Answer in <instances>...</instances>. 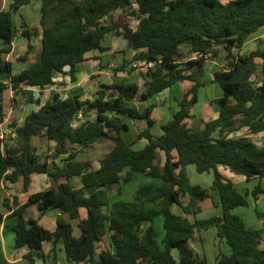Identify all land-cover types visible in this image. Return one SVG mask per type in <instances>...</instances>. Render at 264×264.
<instances>
[{"label": "trees", "instance_id": "obj_1", "mask_svg": "<svg viewBox=\"0 0 264 264\" xmlns=\"http://www.w3.org/2000/svg\"><path fill=\"white\" fill-rule=\"evenodd\" d=\"M11 1L7 10H0V38L11 44L17 34L14 14L40 1L42 46L36 61L18 74L10 59L3 58L11 46L0 48V77L8 80H0V123L8 117L6 96L10 88L14 92L24 87L45 89L54 85L55 76L66 68L75 82L79 65L89 52L110 50L103 45L109 34L127 40L135 51L132 62L124 60L115 72L131 66L132 73L139 62L154 63L153 68L138 74L144 81L142 92L134 80L101 84L92 100L83 101L79 95L63 99L55 94L45 104L35 100L38 109L22 123L17 115L11 118L17 136L14 143L6 142L0 150V183L15 184L22 178L28 187L36 174H46L53 182L49 189L31 195L24 205L17 197L3 201L17 219L13 227L15 249H30L24 256L28 264H36L37 258L45 260L44 243L52 244L50 254L55 263L61 245L71 264H177L175 250L180 264H207L204 259L199 261L190 242L196 232L210 228H216L231 249L228 255L217 256L218 264H264L263 231L249 227L234 213L236 208L250 205L249 196L257 201L264 194V143L252 138L264 134V39L260 48L241 54L252 36L264 29V0ZM118 10L136 18L137 29L115 21ZM22 27L29 40L27 54L18 58L24 63L34 50L31 40L39 32L26 23ZM194 54L210 55L212 61L224 56L226 66L225 70L216 69L212 80L223 90L218 100L219 116L198 127L189 126L188 120L193 118L191 109L204 86L199 77L207 61L204 57L193 59ZM186 80L194 81V87L179 102L172 119L162 125V134L155 137L151 131L155 106L140 112L129 103L136 99L148 102ZM80 112L84 121L76 125ZM125 116L147 122L139 134V139L147 140L143 149H134L122 138V132L129 129ZM242 130L247 133L231 136ZM34 138L54 141L51 161L38 155ZM103 141H113L114 146L101 159L99 169L78 159L79 154ZM189 166H195L200 174H214L209 189L191 182ZM222 167L245 176L248 182L257 178L260 183L251 192L241 193L220 172ZM139 174L162 184L141 186L131 200L112 201L107 212L103 194L117 189L116 196H122L124 186ZM75 176L82 177L81 189L70 182ZM88 189L96 191L88 195L84 193ZM213 192L219 195L221 214L200 219L201 203L214 199ZM183 198L189 201L185 203ZM33 204L38 205L41 216L60 210L68 220L59 218L55 230H49L36 219H26L25 212ZM174 207L181 208V213L174 212ZM190 215L194 221L187 217ZM159 217H164L161 240L154 225ZM4 220L0 212V227ZM146 223L148 227L141 234Z\"/></svg>", "mask_w": 264, "mask_h": 264}, {"label": "crops", "instance_id": "obj_2", "mask_svg": "<svg viewBox=\"0 0 264 264\" xmlns=\"http://www.w3.org/2000/svg\"><path fill=\"white\" fill-rule=\"evenodd\" d=\"M223 3H227L230 0H221ZM12 4L11 0H0V10H7L10 5ZM41 9L42 3L40 1L32 2L29 5L23 6L19 9L17 13L14 14V21L15 25L17 26V34L11 44H6L0 38V48H5L7 46H11V52L3 54V58L6 55V60L10 59L13 63V71L15 74L20 73L30 65H25L27 62H19L18 58L21 56H25L28 52V44L29 40L23 35V27L22 24L26 23L29 28L35 29L39 32L37 37L31 40V43L34 44V49L38 51L37 56L41 50V40H42V27H41ZM36 43L39 45L36 46ZM246 46V45H245ZM115 48H111L109 51L101 53L98 50H93L87 54L86 60L80 63L79 65V73L77 75V80L73 82L71 80V76L69 74V68L65 69L64 73H59L54 78V85L48 86L45 89L40 87H24L20 91H39L41 92L38 96H35L31 93L30 97H25V102L27 109H30V112H27L23 118L30 114L32 111L37 110L38 106L33 103L35 100H40L42 104H45L47 101L51 100L55 94H59L61 98L68 99L71 96L79 95L81 96V100H92L97 97V91L101 84H121L126 80L133 81V78L138 75L135 71L130 73L129 71H119L113 73L115 69L114 62H104V57L110 53H113ZM243 49L241 50V54ZM18 53V54H16ZM244 54V53H243ZM16 60H15V56ZM36 56V58H37ZM36 61V60H35ZM34 61V62H35ZM33 62V63H34ZM216 62L217 61H209L205 64L204 73L202 77H199L202 86L198 93V102L195 106L191 109V114L193 115L192 119L188 120V124L191 127H198L201 126L203 122H208L218 118L220 106L218 100L223 96V90L219 84L214 83L213 80V73L216 71ZM23 63L22 65L19 64ZM210 63V65H209ZM16 65H19L16 67ZM138 71V70H137ZM193 71H189L191 73ZM0 80L8 82L6 77L1 76ZM141 80V79H140ZM143 79L139 82L141 87V92L143 91ZM195 82L191 80H186L173 88L167 89L162 93L155 96L148 102H141L139 99H136L129 103L131 107L136 108L140 112H144L148 106L154 105V112L152 114V118L155 119V125L152 127L151 131L155 137H158L162 134V125L169 122L174 113L179 110V102L183 99V97L194 87ZM38 88L40 90H38ZM204 95H202V91L206 90ZM58 92H57V91ZM14 92L11 88L9 89L10 98L12 100L18 101L20 104V99H18V93ZM15 93V96H14ZM17 93V94H16ZM22 109V106H20ZM20 108L17 110L20 111ZM12 111H14L12 109ZM24 113V112H23ZM8 118V117H7ZM91 119L95 120L96 115L92 114ZM125 123L129 126L127 131L122 132V138L129 144L133 145V148L136 150L143 149L146 144L147 140L139 139V134L145 128H147V122L145 120H133L129 116L124 117ZM140 123L139 125L137 123ZM260 135V134H259ZM234 136V133L231 135ZM253 138V137H252ZM50 145L52 150H54L55 143L54 141H50ZM255 142H257L255 140ZM101 143V142H100ZM258 143V142H257ZM98 144V143H96ZM94 144V145H96ZM259 144V143H258ZM93 145V146H94ZM138 145V147H137ZM92 146V147H93ZM137 147V148H136ZM2 146H0V150ZM39 155V153H38ZM162 161H164V156L161 154ZM45 159V158H44ZM87 161L88 159H84ZM51 161V160H50ZM61 158L56 159L57 163H60ZM92 164V168L97 170L100 168V161L98 163H94L92 160H88ZM220 172L226 176L227 178L231 179L237 189L238 183L242 184H257L260 183V180L257 178L252 179L251 181H247L245 176L235 174L230 169H226L224 167L220 168ZM210 174V173H209ZM71 184L76 189H81L82 184V177L75 176L71 179ZM263 183L262 188L264 189V180L261 181ZM53 185L51 178H49L46 174H36L31 178V182L28 187H25L24 180L21 178L18 183H10V182H1L0 183V212L5 215V220L3 225L0 227V264H28V261L24 258L25 254L30 252L28 247L21 248L19 250L15 249V233L13 231V227L17 223V219L11 216L12 210L10 211L3 205L4 198H9L11 201L15 197L19 199L21 205H24L29 197L33 194L45 191L49 189ZM246 186V185H245ZM256 186V185H255ZM254 186V187H255ZM125 188V187H124ZM123 188V189H124ZM95 189H88L85 190L84 193L90 195L94 193ZM102 192V191H101ZM107 194V193H105ZM108 195V194H107ZM111 202L118 199H125L126 194L123 191V195L120 197L115 196V194H110ZM106 202L108 201L105 198ZM263 200V195L260 194L258 196L257 201H255V206L257 207L259 203ZM108 203V202H107ZM109 204V203H108ZM110 204L108 205L107 212L109 211ZM15 207H13L14 210ZM263 214V213H262ZM264 215V214H263ZM26 219H36L39 223L46 227L49 230L54 231L57 225V220L59 218H63L68 220V216L61 212L60 210H50L45 215L41 216L38 205L33 204L27 208L25 212ZM147 224V223H146ZM264 225V221L261 220L256 228L260 229L261 225ZM145 225V224H144ZM148 227V224L143 230ZM261 230V229H260ZM144 233V232H143ZM142 233V234H143ZM44 253H45V260L43 259H36V264H71L66 259V254L61 245L58 246V261L55 263L52 261L51 257V243H44Z\"/></svg>", "mask_w": 264, "mask_h": 264}, {"label": "rangeland", "instance_id": "obj_3", "mask_svg": "<svg viewBox=\"0 0 264 264\" xmlns=\"http://www.w3.org/2000/svg\"><path fill=\"white\" fill-rule=\"evenodd\" d=\"M114 20L117 22H120L121 24L128 25L132 29H137L138 27V20L131 15H129L128 12H123L121 10H118L114 13ZM264 39V29L259 30L252 38L248 41L246 46L243 48V53H249L252 52L258 48H260V41ZM122 37H116L114 34H109L106 36V38L103 41V45L106 47H109L110 49L115 48L113 53H110L104 57V62H114L115 63V69L120 66L121 63H123L124 60H127L129 62H132V58L135 55V51L132 50L131 48L128 47L127 40L125 41ZM39 45V43H36V46ZM38 47V46H37ZM38 51L35 49L33 50L32 53L28 56V62L27 65H30L36 60ZM242 53V54H243ZM18 54V53H16ZM17 55L15 56L16 60ZM222 58L219 59L217 62L222 63L224 62V56H221ZM4 59H6V55L4 56ZM215 61V60H214ZM220 61V62H219ZM260 62V60H258ZM19 64V63H18ZM23 63L19 64L22 65ZM19 65H16L18 67ZM210 65V63H209ZM115 69L113 70V73H115ZM217 69V68H216ZM127 71H131V66L128 68ZM136 73L140 74L142 70H134ZM117 73V72H116ZM136 75L133 80L140 82L142 79ZM38 90H40L38 88ZM57 91V90H56ZM58 92V91H57ZM208 91L203 90L202 95H204ZM34 94L35 96H38L41 92L39 91H20L18 93V99H20V104L18 101H15L16 104V110L12 111L14 105V101L10 98V92L7 93L6 100L8 103V119L11 121V118L13 116L17 115V118L20 123L23 122V118L27 112H30V109H27V104L25 102V97H30V95ZM17 94V93H16ZM15 96V93H14ZM22 106V109L20 108ZM17 108H20V111L17 110ZM38 109V108H37ZM24 112V113H23ZM16 118V119H17ZM138 125L140 124L139 122L137 123ZM246 130H242L239 132H235L234 136H240L246 134ZM254 140H256L259 144L264 143V134H258V135H253L252 136ZM33 145L36 147L38 150L39 156H41L43 159H49L52 160L53 154L50 153L52 150L50 142L48 139H43V138H34L33 139ZM114 146L113 141H103L101 143H98L94 145L93 147H90L83 153L78 155V159L84 160H92L94 163H98L100 159H102ZM138 147V145H137ZM136 147V148H137ZM3 150V147L2 149ZM163 159V158H162ZM227 169V168H226ZM188 173L191 179V182L193 184H198L201 185L204 188H210L212 185V181L214 178L213 173H204L200 174L196 171L195 166H189L188 167ZM156 184V185H161L162 182L160 180H156L153 178H147L144 175L139 174L138 177L129 183L128 185H125L123 191H125L126 198L128 200H131L133 197L134 192L140 188L141 186H144L146 184ZM259 184V183H258ZM246 185V186H245ZM238 183V190L241 193H244L246 190L248 192H251L254 189V186L257 184H245ZM263 186V183H261V187ZM115 194L117 193V189H114L111 193L103 194L104 198H106L109 204H111V197L110 194ZM263 195V200L259 203V205L256 207L255 205V200L252 196H249V202L250 205L248 207H239L234 210V213L237 215H240L247 223L249 227L256 228V225L260 223L261 220L264 221V216H259L258 213H263L264 214V194ZM213 197L214 199H209L205 201L204 203H201L202 207V212L199 215L200 219H206L209 218L213 215H220L221 214V207H220V199L219 195L216 192H213ZM213 200L216 202L213 203ZM183 201L187 203L189 201L188 198H183ZM108 204V205H109ZM217 204V206H215ZM108 209V206L106 207V210ZM174 212L176 213H181V208L179 207H174L173 208ZM191 221H194V216L190 215L187 216ZM164 217H159L154 221V225L157 230L158 238L159 240L162 239L164 236ZM147 224L144 225V228L146 227ZM260 229L263 231V240H262V248H264V225L262 224ZM144 232V230L141 231V234ZM78 233V231H77ZM79 234V233H78ZM191 247L194 249L197 257L199 258V261H204L207 264H218L217 263V256L219 254H226L228 255L231 251L229 245L219 237L217 229L216 228H210L207 230H202L200 232H196L195 238L190 242ZM174 255L177 259V264H180L179 262V253L177 250L174 251Z\"/></svg>", "mask_w": 264, "mask_h": 264}, {"label": "built area", "instance_id": "obj_4", "mask_svg": "<svg viewBox=\"0 0 264 264\" xmlns=\"http://www.w3.org/2000/svg\"><path fill=\"white\" fill-rule=\"evenodd\" d=\"M202 57L204 56L200 54L193 55V59L202 58ZM204 59L207 62L212 61L210 55L205 56ZM135 67H136V70H145L148 68H153L154 63H147L143 61V62H139L135 64ZM216 68L219 70H225L226 66L224 63L216 62ZM82 121H84V116H83V113L80 112L76 118L75 124L78 125ZM16 136H17V128L11 126V121H9L8 118H6L4 121L0 123V146L4 147V144L6 142H8L9 144L14 143ZM50 153L53 154L54 150H51ZM146 264H151V263H146Z\"/></svg>", "mask_w": 264, "mask_h": 264}, {"label": "water", "instance_id": "obj_5", "mask_svg": "<svg viewBox=\"0 0 264 264\" xmlns=\"http://www.w3.org/2000/svg\"><path fill=\"white\" fill-rule=\"evenodd\" d=\"M125 41H126V40H125ZM125 41H124V42H125Z\"/></svg>", "mask_w": 264, "mask_h": 264}]
</instances>
